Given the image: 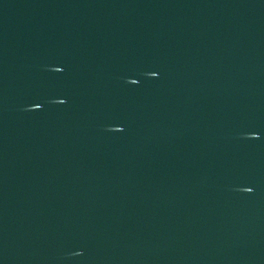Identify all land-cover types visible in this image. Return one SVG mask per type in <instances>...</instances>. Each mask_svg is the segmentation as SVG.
I'll use <instances>...</instances> for the list:
<instances>
[{"label":"water","instance_id":"obj_1","mask_svg":"<svg viewBox=\"0 0 264 264\" xmlns=\"http://www.w3.org/2000/svg\"><path fill=\"white\" fill-rule=\"evenodd\" d=\"M0 264H264V0H0Z\"/></svg>","mask_w":264,"mask_h":264}]
</instances>
